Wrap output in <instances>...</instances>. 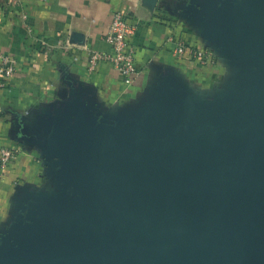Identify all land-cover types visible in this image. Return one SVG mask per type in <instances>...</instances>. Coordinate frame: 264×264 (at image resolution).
Listing matches in <instances>:
<instances>
[{"label":"water","instance_id":"water-1","mask_svg":"<svg viewBox=\"0 0 264 264\" xmlns=\"http://www.w3.org/2000/svg\"><path fill=\"white\" fill-rule=\"evenodd\" d=\"M205 24L253 63L250 87L205 114L168 90L115 126L67 116L50 142L68 200L28 204L0 264H264V0Z\"/></svg>","mask_w":264,"mask_h":264},{"label":"crops","instance_id":"crops-1","mask_svg":"<svg viewBox=\"0 0 264 264\" xmlns=\"http://www.w3.org/2000/svg\"><path fill=\"white\" fill-rule=\"evenodd\" d=\"M239 0H0V52L17 68L0 89V145L18 148L0 176V246L12 244L30 203L66 202L62 165L54 167L53 134L67 116L102 126L138 120L172 90L192 113H211L251 85L255 67L234 55L206 27L221 5ZM115 11L135 31L136 73L127 80L108 63L87 72L91 51L103 40ZM26 14V19L20 17ZM211 51L212 65L177 58L178 43Z\"/></svg>","mask_w":264,"mask_h":264},{"label":"built area","instance_id":"built-area-1","mask_svg":"<svg viewBox=\"0 0 264 264\" xmlns=\"http://www.w3.org/2000/svg\"><path fill=\"white\" fill-rule=\"evenodd\" d=\"M11 4L18 6L19 0H11ZM20 17L25 20L26 14L20 12ZM135 26L128 21L127 13L115 11L110 20L109 27L103 40L109 45L108 52L91 51L89 53L87 72L92 73L100 63H108L123 78L130 80L136 73L135 48L128 43L133 35ZM177 58H187L200 65H212L215 61L211 51L194 46L178 43L173 50ZM17 68L16 59L6 53L0 52V89H4L14 75ZM18 148L0 145V176L16 159Z\"/></svg>","mask_w":264,"mask_h":264}]
</instances>
